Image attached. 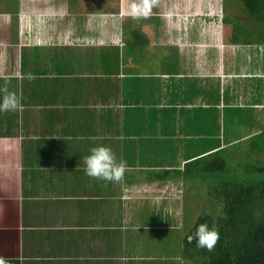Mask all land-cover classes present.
Here are the masks:
<instances>
[{
	"label": "crops",
	"instance_id": "0c3cea01",
	"mask_svg": "<svg viewBox=\"0 0 264 264\" xmlns=\"http://www.w3.org/2000/svg\"><path fill=\"white\" fill-rule=\"evenodd\" d=\"M128 1L104 20L67 0L61 23L16 19L0 62V88L7 81L21 105L0 112V264H194L181 258L191 209L182 187L202 177L189 164L208 143L200 120H188L225 106L214 100L232 83L227 58L254 47L264 69V50L219 35L228 53L214 55L203 41L213 19L178 18L181 6L162 0L131 19ZM118 18L129 22L124 35ZM96 146L125 162L119 182L84 175Z\"/></svg>",
	"mask_w": 264,
	"mask_h": 264
},
{
	"label": "trees",
	"instance_id": "16d2710c",
	"mask_svg": "<svg viewBox=\"0 0 264 264\" xmlns=\"http://www.w3.org/2000/svg\"><path fill=\"white\" fill-rule=\"evenodd\" d=\"M237 1L239 4L236 2L234 5L247 20L264 29V0ZM66 3L71 6L78 0H67ZM235 24L234 44H259L264 50V30L258 32ZM256 35L257 39L254 38ZM28 81L23 80L25 83ZM249 83L248 88H236L242 84L236 81L235 84L229 83L222 98L217 91L219 88H216L214 107L222 99L225 106L207 118L197 115L188 120H200L198 126H201L204 142L208 143L204 148L208 154H199L189 165L198 164L199 172H202L200 182L213 178V174L220 176L217 178L220 188L214 194H217L221 211L218 209L216 216L201 214L196 220L188 218L185 223L188 230L184 231L181 258L194 264H264V123L261 119L256 124L255 120L256 106L264 107V80L254 78ZM6 90L9 91L8 88ZM241 97L245 100H240ZM223 125L225 127L221 130ZM220 131H223L222 137L219 136ZM244 142L249 146L245 151L247 161H237L233 165L235 159L231 152L238 146L241 149ZM222 173L228 174L223 176ZM200 223L215 227L219 234L211 251L196 248L194 241L191 244L187 242V237Z\"/></svg>",
	"mask_w": 264,
	"mask_h": 264
},
{
	"label": "rangeland",
	"instance_id": "374dc122",
	"mask_svg": "<svg viewBox=\"0 0 264 264\" xmlns=\"http://www.w3.org/2000/svg\"><path fill=\"white\" fill-rule=\"evenodd\" d=\"M4 5L2 1L0 0V13L4 9V14H0L1 18H5V22L7 24H0V62L3 63L4 56L7 54V48L10 47L9 41H13V34L15 30L17 29L16 25V19L17 21L21 20V18L26 19V23H28L29 18H36L39 19V22L36 23V25H44L47 24V19L50 16H57L58 22L61 23V15L59 12L61 9V3L59 1L61 0H42L40 1L39 5H36L35 7H31L30 4H33L36 2L35 0H3ZM156 1V0H152ZM164 2L161 3L162 7L168 9L171 7V2H176V7L179 8L182 11V14H177L176 16L179 18L178 15L182 16H189L191 18L196 17L200 15V20L204 18H211L213 19L211 22L207 25H210L211 27H215L218 29V32L216 33L215 29L212 27V32H207L206 36L207 38H203V41L206 40L208 47V51H213L214 55L219 54H227L228 52L224 50V44L219 40L223 39L226 41L227 44H229V40L231 35H233L234 31L236 30L235 23L238 24V26H242L241 28H251L253 30H257L258 32H262L264 29H261L256 24H253L251 21H248L247 18L244 16V14L241 12V10H238L236 8V5L234 3L239 2L237 0H227L225 2V9L224 10V17L221 11V3H219L220 0H162ZM18 2V3H17ZM80 3V10H87L88 12H91L95 15H97L98 19L104 20V17H107L108 15L112 14H118L120 13V6L121 2L123 0H78ZM151 2V1H150ZM129 1L127 2V4ZM211 3V4H210ZM17 4H19L20 8H18ZM124 4V3H122ZM160 5V3H159ZM15 7V8H14ZM59 8V9H58ZM171 9V8H170ZM225 12H228L226 14ZM187 13V15L185 14ZM68 15V14H67ZM218 18L219 21L215 18ZM72 18V17H71ZM77 18V17H76ZM223 19V22L221 23ZM227 21H226V20ZM75 19H71L70 23L71 25H74ZM198 20L199 24H202ZM18 23V22H17ZM77 23V22H76ZM117 24L120 27V34H125L127 31H129V22L124 18H118ZM203 25V24H202ZM28 34V33H27ZM32 34V33H31ZM12 35V36H11ZM220 35V38L218 39V36ZM200 37H202L200 35ZM255 39L258 38V36H254ZM29 40V38H26ZM39 44L41 43L40 39L38 40ZM38 44V45H39ZM25 49V48H24ZM200 49V48H199ZM23 50V49H22ZM27 50V48L25 49ZM251 51H244L241 48L237 50L236 54L232 57L227 58L225 61L228 63L225 65L226 74L228 77V82H232V80H241L239 83V86H235L236 88L247 87L248 85L243 84V82H247L248 79L246 78H256L259 80H264V70L262 67V57L263 55H260V53L255 54L254 47L250 49ZM16 54H19L18 50L15 51ZM22 56V55H21ZM20 54L17 58H20ZM19 60V62H20ZM18 62V63H19ZM8 64L6 65V68L8 67ZM235 82V81H234ZM7 85L4 86V88H8V82L6 81ZM240 91V90H239ZM240 100L244 101L245 99L239 98ZM240 104H243L241 102ZM256 113H255V120L256 124L261 121L264 123V107L262 105L256 106ZM240 146L234 148V151L231 152L233 155L235 161L233 165H236L235 162H245L247 161L246 153L245 151L248 149L249 146H247V143L244 142L241 145V149H239ZM218 174V173H217ZM228 173H222L223 176H227ZM217 178H220V176H214L211 179H206L204 182H200L198 180L188 181L185 182L182 187V193L185 196L183 198V203L186 205H190L191 209L188 210L186 213L187 218H193L194 220L199 217L198 215L201 214H209L216 216L218 214V209L221 211V209L218 207L216 195L214 194V191H217V188H220L219 180ZM212 194V195H211ZM176 213V212H175ZM177 219V218H175Z\"/></svg>",
	"mask_w": 264,
	"mask_h": 264
},
{
	"label": "clouds",
	"instance_id": "9594fccd",
	"mask_svg": "<svg viewBox=\"0 0 264 264\" xmlns=\"http://www.w3.org/2000/svg\"><path fill=\"white\" fill-rule=\"evenodd\" d=\"M152 4L150 0H129L125 15L131 19L147 17ZM0 112L18 110L20 100L13 92L6 88H0ZM84 175L104 182H119L125 172V162H117L113 151L105 146H96L88 149V154L83 157ZM219 234L215 227H209L207 223H200L195 226V231L187 237L188 243L195 242V247L211 251L215 246Z\"/></svg>",
	"mask_w": 264,
	"mask_h": 264
}]
</instances>
